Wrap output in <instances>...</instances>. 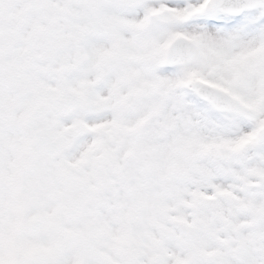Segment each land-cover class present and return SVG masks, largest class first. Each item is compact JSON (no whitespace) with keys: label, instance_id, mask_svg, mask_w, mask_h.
I'll list each match as a JSON object with an SVG mask.
<instances>
[{"label":"snow or ice","instance_id":"snow-or-ice-1","mask_svg":"<svg viewBox=\"0 0 264 264\" xmlns=\"http://www.w3.org/2000/svg\"><path fill=\"white\" fill-rule=\"evenodd\" d=\"M0 264H264V0H0Z\"/></svg>","mask_w":264,"mask_h":264}]
</instances>
